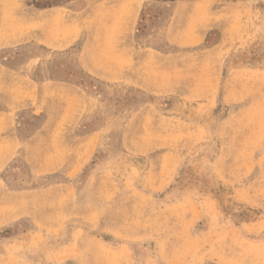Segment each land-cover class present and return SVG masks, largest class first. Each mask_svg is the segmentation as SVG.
<instances>
[{"label": "rangeland", "instance_id": "1", "mask_svg": "<svg viewBox=\"0 0 264 264\" xmlns=\"http://www.w3.org/2000/svg\"><path fill=\"white\" fill-rule=\"evenodd\" d=\"M0 264H264V0H0Z\"/></svg>", "mask_w": 264, "mask_h": 264}, {"label": "bare ground", "instance_id": "2", "mask_svg": "<svg viewBox=\"0 0 264 264\" xmlns=\"http://www.w3.org/2000/svg\"><path fill=\"white\" fill-rule=\"evenodd\" d=\"M98 12H99V11H98ZM98 12H97V13H98ZM106 12H107V11H105V14H106ZM94 13H96V12H94ZM99 13H100V12H99ZM100 14H101V13H100ZM107 14H108V13H107ZM107 14H106V15H107ZM101 15H102V14H101ZM102 17H103V16H102ZM102 17H101V18H102ZM91 18H92V20L94 21L95 16H94V18H93L92 15H91ZM96 18H98V15H97ZM97 20H100V19H97ZM90 22H91V20H90ZM90 22H89V24H91ZM96 22H97V21H96ZM86 23H87V22H86ZM92 23H94V22H92ZM116 23H117V22H116ZM93 25H95V24H93ZM105 25H106V24H105ZM116 25H117V24H116Z\"/></svg>", "mask_w": 264, "mask_h": 264}]
</instances>
